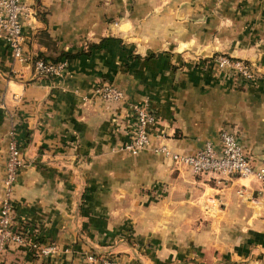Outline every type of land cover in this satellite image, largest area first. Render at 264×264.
<instances>
[{
	"label": "crops",
	"instance_id": "crops-1",
	"mask_svg": "<svg viewBox=\"0 0 264 264\" xmlns=\"http://www.w3.org/2000/svg\"><path fill=\"white\" fill-rule=\"evenodd\" d=\"M28 61L0 37V200L7 133L24 165L10 198L16 223L50 256L8 247L0 264H264V182L194 175L153 147L194 153L232 131L264 163V74L239 82L215 70L221 52L264 72V0H22ZM102 40L100 48L92 45ZM64 68L46 78L30 60ZM83 52V53H80ZM111 83L122 102L95 90ZM155 115L149 145L118 148L133 128L130 103Z\"/></svg>",
	"mask_w": 264,
	"mask_h": 264
},
{
	"label": "built area",
	"instance_id": "built-area-1",
	"mask_svg": "<svg viewBox=\"0 0 264 264\" xmlns=\"http://www.w3.org/2000/svg\"><path fill=\"white\" fill-rule=\"evenodd\" d=\"M31 14V8L22 0H0V37L4 39L11 57L15 61H28L27 54L23 49L22 26ZM210 59L214 63L216 71L239 82L254 81L259 73L264 74L254 63L225 53L214 52L210 55ZM30 64L36 74L46 78L58 74L65 66L63 60L51 62L36 59ZM95 93L106 102H122L124 100L122 91L111 83H101ZM129 107L132 111L131 119L134 125L129 140L118 149L135 155L148 147L147 128L154 122L155 115L144 102L130 103ZM153 151L170 158L177 165L188 168L192 174L206 175L208 179L214 180L216 183H221L231 177H247L264 182V163L253 165L250 156L244 153L235 134L226 128L219 132L218 148L207 141L194 153L172 152L163 145L153 147ZM22 154L13 130H9L2 179L3 195L0 200V258L5 250L12 245L24 246L31 254L37 256H50L56 252L54 244L40 243L36 236L26 233L24 227L16 223L10 193L17 173L25 163ZM85 259L87 264H116V258L110 253H88Z\"/></svg>",
	"mask_w": 264,
	"mask_h": 264
},
{
	"label": "trees",
	"instance_id": "trees-1",
	"mask_svg": "<svg viewBox=\"0 0 264 264\" xmlns=\"http://www.w3.org/2000/svg\"><path fill=\"white\" fill-rule=\"evenodd\" d=\"M101 43H102V40H101L99 43H97V44H95V45H92V47H93V48H100ZM80 53H83V52H80ZM75 55H77V54H68V53H66V52H61L58 56H56L55 58L49 60V59H46V58H44V57H41L40 54H38L37 56H35L34 58H32V59L30 60V63L33 62V61L36 60V59H41V60H43V61L49 60V61H51V62H57V61H59L61 58L74 57Z\"/></svg>",
	"mask_w": 264,
	"mask_h": 264
}]
</instances>
